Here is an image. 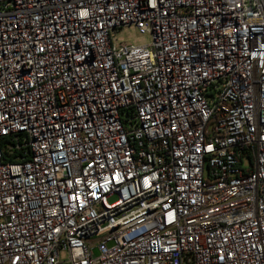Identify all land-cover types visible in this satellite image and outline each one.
<instances>
[{
  "label": "built area",
  "instance_id": "obj_1",
  "mask_svg": "<svg viewBox=\"0 0 264 264\" xmlns=\"http://www.w3.org/2000/svg\"><path fill=\"white\" fill-rule=\"evenodd\" d=\"M0 264H264V0H0Z\"/></svg>",
  "mask_w": 264,
  "mask_h": 264
},
{
  "label": "rangeland",
  "instance_id": "obj_2",
  "mask_svg": "<svg viewBox=\"0 0 264 264\" xmlns=\"http://www.w3.org/2000/svg\"><path fill=\"white\" fill-rule=\"evenodd\" d=\"M119 36L123 37L128 43L135 45H144L151 42V37L148 34H142L138 29L133 27H128L122 33L120 32ZM110 201H115V198ZM96 253L98 254L99 252L96 251Z\"/></svg>",
  "mask_w": 264,
  "mask_h": 264
}]
</instances>
